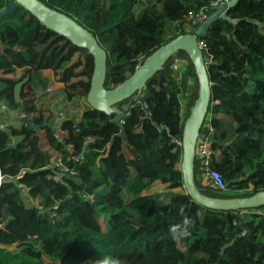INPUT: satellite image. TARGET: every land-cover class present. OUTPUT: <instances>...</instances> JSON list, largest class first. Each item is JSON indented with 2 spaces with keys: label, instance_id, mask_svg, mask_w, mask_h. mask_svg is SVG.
Listing matches in <instances>:
<instances>
[{
  "label": "trees",
  "instance_id": "obj_1",
  "mask_svg": "<svg viewBox=\"0 0 264 264\" xmlns=\"http://www.w3.org/2000/svg\"><path fill=\"white\" fill-rule=\"evenodd\" d=\"M40 1L96 37L107 52L109 89L185 34L189 12L215 0ZM4 5L0 0V9ZM227 15L200 38L212 83L200 142L208 144L210 166L227 190L200 184L202 159L194 168L198 189L220 199L264 192V0H240ZM175 59L187 64L184 73L171 68ZM48 70L63 84L66 100L78 101V119L54 125L38 108L36 80ZM189 70L193 87L186 81ZM93 71L88 50L48 30L24 8L0 18V101L19 85L22 104L12 108L39 126L0 130V264H94L107 256L120 264H264V207L212 210L184 189L183 127L199 91L189 56L178 52L148 81L151 116L134 101L121 123L88 105ZM10 137H23L24 151L17 152ZM84 149L81 160H72ZM50 153L73 174L55 182ZM45 177L52 205L27 206L19 184ZM155 183L166 188L146 193Z\"/></svg>",
  "mask_w": 264,
  "mask_h": 264
},
{
  "label": "water",
  "instance_id": "obj_2",
  "mask_svg": "<svg viewBox=\"0 0 264 264\" xmlns=\"http://www.w3.org/2000/svg\"><path fill=\"white\" fill-rule=\"evenodd\" d=\"M240 0L222 1L213 13L200 24L193 33L182 34L167 44L161 46L147 57L139 69L124 82L112 88H106L107 52L99 44L94 35L78 24L74 19L47 7L40 0H5L4 8L0 9V18L18 7L24 8L48 30L63 36L72 44L88 50L94 58V71L91 88L87 96L88 105L97 110L114 115L113 121L121 123L129 112L133 102L142 104L148 116H151L147 100L151 91L147 89L148 81L156 75L178 52H185L195 69L198 78V97L190 110L183 127L182 159L180 170L183 173L184 189L187 194L200 205L212 210H252L264 207V192H259L246 198L220 199L203 194L197 187L195 179V161L197 160V145L205 135L201 134L212 96V83L209 79L207 64L210 59L203 54L199 40L219 19H228L227 12L234 8ZM237 22V20H234ZM191 73L190 70L187 73ZM127 104L118 107L125 100ZM23 124L38 130L39 126L22 119Z\"/></svg>",
  "mask_w": 264,
  "mask_h": 264
},
{
  "label": "rangeland",
  "instance_id": "obj_3",
  "mask_svg": "<svg viewBox=\"0 0 264 264\" xmlns=\"http://www.w3.org/2000/svg\"><path fill=\"white\" fill-rule=\"evenodd\" d=\"M175 60L173 61L172 66L175 63ZM179 60H182V59H179ZM185 65H186L185 62L183 61V66L181 68V71L180 72L178 71L179 74H182L186 71L187 66H185ZM172 66H171V68H172ZM183 70H185V71L182 72ZM50 76H52V73ZM43 78L45 79L46 77L43 76L41 79H43ZM41 79L38 78L36 80L37 97L35 99L37 100L36 102H37L38 108L45 110L46 116L51 117L52 124H54V125H58L64 118H67V117L75 118L77 115L76 107L78 105V101L74 100V101L70 102V101L66 100L64 93L57 94L56 92H58V90H56V89L58 87L56 85L53 86V83L50 80L51 78L50 79L46 78L48 80L47 83H45ZM19 88H20V86L17 85L16 89L13 90V93H10L8 96V100L11 101V103L13 105H18V104L22 103V102H20V99H19ZM16 110L19 113L20 109H16ZM13 124L15 127L20 126V123L14 122ZM9 127H10V125H7L5 130L9 131ZM57 134H58L57 136L59 138H62L63 134L60 131H58ZM23 140H24L23 137H10V145L14 148H17L21 144L20 142H23ZM199 143H201V142L199 141ZM46 151H48V150H46ZM17 152H21V151H17ZM45 155H46V157H48L49 153L46 152ZM133 174H134V170L132 169L131 170V177H133ZM42 179H43V183L39 187L38 186H30L28 188V191L30 193L27 192V190L24 189V191H23V189H22V196H23L25 204L27 206H37L40 208H45L47 206L52 205L53 191H52V187L50 184V180L47 177L42 178ZM22 183L23 182H21L19 185H21ZM36 187H38V188H36ZM35 188H36V192H35V194H33ZM165 188H166L165 185H163L161 183H155L151 188H149L146 191V193L160 192V191H163ZM177 191H179V190H177Z\"/></svg>",
  "mask_w": 264,
  "mask_h": 264
},
{
  "label": "built area",
  "instance_id": "obj_4",
  "mask_svg": "<svg viewBox=\"0 0 264 264\" xmlns=\"http://www.w3.org/2000/svg\"><path fill=\"white\" fill-rule=\"evenodd\" d=\"M222 1H229V0H215L210 4V7H205L197 12H189L187 16V24L184 27L185 34L193 33L197 27L202 24L210 15V11L212 9H218L220 3ZM199 46L203 49L205 46L204 42L199 40ZM142 64L139 63L136 66V69H139ZM183 66V60L176 59L172 69L176 72H180ZM183 70L182 72H184ZM26 118L24 114H21L20 119ZM92 139H88L87 142H91ZM85 149L82 151L80 155H76L72 158V160L78 161L83 158V154ZM52 157H50V161L48 166H52L55 169V175L53 176V180L55 182H59L66 174H73L70 168L64 163L61 158H56L53 153H50ZM197 157L202 159L201 165L199 168V181L200 184L205 188H210L213 190L218 191H226L227 187L226 184L221 176L220 173L213 170L210 166V153L208 151V144L206 142L198 143L197 145ZM47 166V167H48ZM86 198L88 196L85 195Z\"/></svg>",
  "mask_w": 264,
  "mask_h": 264
},
{
  "label": "crops",
  "instance_id": "obj_5",
  "mask_svg": "<svg viewBox=\"0 0 264 264\" xmlns=\"http://www.w3.org/2000/svg\"><path fill=\"white\" fill-rule=\"evenodd\" d=\"M186 64V63H185ZM185 66H187V64L185 65ZM191 72V71H190ZM50 73V74H49ZM51 73H52V76H50L51 75ZM191 73H189L188 74V76H186V81H187V85L189 86V87H193L194 86V78L190 75ZM42 75L44 76V77H46V78H48V79H50L51 80V82L53 83V86H57L58 88L56 89V90H58V92H56L57 94H61L62 93V89H63V84L62 83H60V82H57L56 81V78H55V76H54V74H53V72L52 71H43L42 72ZM50 77V78H49ZM16 89V88H15ZM51 90V89H50ZM10 93H13V91H11V92H9V93H7L6 94V99H4V101H0V130H4V131H6L7 133H9V131L8 130H5V128L7 127V125H10V126H14V122H16V123H23V122H21L22 120H20V116H21V114H22V111L20 110L19 111V113L17 112V110L16 109H13L12 108V103H11V101H9L8 100V96H9V94ZM184 95L185 96H187L188 94L186 93H184ZM18 96V95H17ZM5 101H7V103H10L9 105L7 104V103H5ZM21 102V101H20ZM19 102V103H20ZM182 114H183V116L185 115V113H186V101H185V99H183L182 98ZM22 104V103H21ZM79 118V115L77 114L76 115V117H75V119H78ZM20 121H19V120ZM21 144L17 147V148H15L17 151H24V148H22V146L23 145H25V143H26V141L25 140H23V142H20ZM42 183H43V179H41V180H35V181H29V182H23L21 185H19L20 186V188L21 189H23V191H24V189L25 190H27V192H29L28 191V188L30 187V186H40V185H42ZM38 187H36V188H38ZM36 188L34 189V192H33V194H35V192H36ZM30 193V192H29ZM54 194V193H53ZM148 194H150V193H148Z\"/></svg>",
  "mask_w": 264,
  "mask_h": 264
},
{
  "label": "clouds",
  "instance_id": "obj_6",
  "mask_svg": "<svg viewBox=\"0 0 264 264\" xmlns=\"http://www.w3.org/2000/svg\"><path fill=\"white\" fill-rule=\"evenodd\" d=\"M94 264H120V261L118 258L107 256L102 260L94 262Z\"/></svg>",
  "mask_w": 264,
  "mask_h": 264
}]
</instances>
